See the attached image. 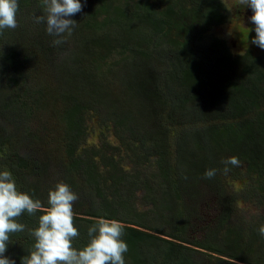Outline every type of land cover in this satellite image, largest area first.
Segmentation results:
<instances>
[{
    "label": "trees",
    "instance_id": "16d2710c",
    "mask_svg": "<svg viewBox=\"0 0 264 264\" xmlns=\"http://www.w3.org/2000/svg\"><path fill=\"white\" fill-rule=\"evenodd\" d=\"M18 3L30 7L25 0ZM81 3L84 8L73 16L79 24L72 33L79 49L61 76L62 84L69 83V90L61 96L40 90L27 97L31 101L22 102L28 113L56 105L65 128L61 148L69 181L82 185L97 200L88 215L91 218L74 216L79 236L73 246L83 249L89 243V227L102 217L124 225L126 264H199L194 259L197 248L219 259L218 264H264V237L258 233L264 225V55L251 50L236 54L225 39L213 34V28L228 19L224 0ZM12 37L10 29L0 34V64L22 77L26 73L23 61L28 64V60L20 57L22 51L12 43ZM143 67H148V72ZM73 72L77 75L71 83ZM149 104L169 108V121L193 109L208 125L183 133L176 126L170 141L164 139L159 148L140 145L131 149L138 164L133 172L126 171L120 158L111 154L113 144L103 142L80 150L87 135L89 111H107L108 124L127 145L121 131L134 132L135 113L149 110ZM10 145V140L0 141V172L10 171L18 190L35 200L26 184L24 159ZM232 156L242 165L229 166V174L238 180L239 169H245L248 181L241 193L263 212L252 214L246 223L239 219L232 223L231 212L227 213L221 225L224 232L199 241L194 248L187 238L186 185L205 182L223 192L224 165L217 159ZM150 157L154 163L147 171L143 162ZM172 157L176 162H171ZM207 169L221 171L209 180L203 178ZM140 192L151 208H138ZM236 192L231 207L240 193ZM41 214L23 213L17 222L26 225L25 231L10 234V239L20 241L26 251L35 242L28 229L39 226Z\"/></svg>",
    "mask_w": 264,
    "mask_h": 264
},
{
    "label": "rangeland",
    "instance_id": "374dc122",
    "mask_svg": "<svg viewBox=\"0 0 264 264\" xmlns=\"http://www.w3.org/2000/svg\"><path fill=\"white\" fill-rule=\"evenodd\" d=\"M19 2V0H18ZM29 6L19 5L17 13L18 27L10 29L12 43L20 48V57H27V62L23 61L26 73L21 77L7 71L0 64V141L10 140L19 156L24 159V175L26 184L34 193L36 199L42 202L43 207L48 201V193L54 190L55 185L63 182L70 186L71 190L78 195V200L73 205L74 216L91 218L94 203L97 201L93 193L83 188V186H74L69 181V175L66 170V160L61 148L63 136L65 134L64 124L57 115L56 105H50L47 109H39L28 113L24 111L22 102L31 101L33 92L44 90L50 95L61 96L69 90V83L62 84V73L65 64L73 63L72 58L78 51L79 46L73 35L68 36L65 33V42L54 47L52 41L56 39L46 32V25L35 23L34 15L43 14L41 0H25ZM228 9V19L220 26L213 28V34L227 41L231 50L236 54L245 53L251 50L254 54L264 55V50L251 43L255 37L254 25L250 22L252 11L246 5H241L239 0H224ZM74 19V17H70ZM76 21V20H75ZM77 30L74 29L73 33ZM117 58V56L115 57ZM154 65H150L153 68ZM159 67V66H158ZM148 72V67H143ZM77 74L73 72L70 77L71 83L75 80ZM120 87L116 86L115 90ZM65 91V92H64ZM60 103V102H59ZM151 105L149 110H139L137 125H131L134 132L121 131V137L125 138L124 144L116 136L117 130L110 123L108 124V112L100 111L103 115L89 111L87 113L86 137L81 149L92 146H99L103 142L113 144L116 150H111V154L120 158L121 164L126 171H135L136 158L131 152L140 145L147 147H158L165 139L166 142L175 133L176 126L179 131L188 132L194 128H202L208 123L200 119V113L197 111L194 115L193 109L186 114L176 115L173 121H169V108H163L158 105ZM202 122H198L199 120ZM195 120V121H194ZM180 121V122H179ZM197 125L192 126V124ZM138 148V152H140ZM221 162V157L217 159ZM171 162H176L172 157ZM28 163V164H27ZM154 163V158L150 157L148 161L143 162L144 168L150 171ZM242 165V164H240ZM141 167V166H140ZM180 171H184L182 165ZM231 172V171H230ZM240 179L235 180L234 174H227L223 177L225 184L223 192L215 189L218 187L205 182L191 183L186 185L184 190V203L188 212L189 226L187 238L190 246L200 242L209 241L214 235H220L224 232L221 228L222 221L227 213L231 212L230 220L235 223L249 220L252 214H260L263 209H258L254 204L245 200L241 193L243 187L247 184L245 169H239ZM232 173V172H231ZM236 191V199L231 207L233 196ZM137 206L140 210L151 208L147 204L143 192L138 193ZM232 209H231V208ZM166 238V237H164ZM189 245V244H188ZM194 252V259L199 264H218L219 259L213 255L203 253L204 250L197 248ZM207 252V251H204ZM208 253H211L208 251ZM29 251L21 245V242L15 239H9L6 257L14 259L16 264L21 259L29 255ZM214 254V253H212ZM21 264V263H19Z\"/></svg>",
    "mask_w": 264,
    "mask_h": 264
},
{
    "label": "clouds",
    "instance_id": "9594fccd",
    "mask_svg": "<svg viewBox=\"0 0 264 264\" xmlns=\"http://www.w3.org/2000/svg\"><path fill=\"white\" fill-rule=\"evenodd\" d=\"M86 3V0H85ZM241 5L250 8V22L255 26V37L251 43L264 50V0H239ZM43 14L34 15L35 23L46 25V32L56 37L54 47L65 42V33L71 36L79 23L70 17L81 13L84 4L81 0H41ZM18 0H0V34L4 30L18 27ZM223 174L227 175L232 167H239L240 160L232 156L221 161ZM220 169H207L204 179H213ZM187 179V176L183 177ZM78 195L69 185L59 182L48 193V207L38 199L18 190L12 173L0 172V264H16L14 259L5 256L8 250L10 234L23 232L26 225L17 219L25 212L39 216V226L28 229L34 238V245L28 249L29 255L22 257L21 264H126L125 254L128 245L122 239L124 225L115 219L98 218L88 229L89 243L78 250L73 241L79 236L74 226L73 205ZM264 237V225L258 229Z\"/></svg>",
    "mask_w": 264,
    "mask_h": 264
}]
</instances>
